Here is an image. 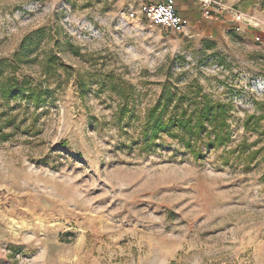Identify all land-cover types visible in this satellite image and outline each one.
<instances>
[{"label": "rangeland", "instance_id": "obj_1", "mask_svg": "<svg viewBox=\"0 0 264 264\" xmlns=\"http://www.w3.org/2000/svg\"><path fill=\"white\" fill-rule=\"evenodd\" d=\"M223 7L176 32L117 0H0L4 76L52 92L0 100V264H264V0ZM165 88L230 104L228 143L145 148Z\"/></svg>", "mask_w": 264, "mask_h": 264}, {"label": "trees", "instance_id": "obj_2", "mask_svg": "<svg viewBox=\"0 0 264 264\" xmlns=\"http://www.w3.org/2000/svg\"><path fill=\"white\" fill-rule=\"evenodd\" d=\"M6 60H0V100L4 105L18 99L31 104L35 109L47 104L51 99V91H43L41 86L31 87L29 82L23 78L19 80L16 76H4ZM14 71V69H13ZM80 86V85H79ZM82 88V86H80ZM191 99L187 94L176 96L169 88L162 90L155 105L146 109L143 118L142 134L145 148L154 146V141L165 135L177 140L184 149L193 152V145L204 143L207 150L226 145L230 139V130L227 120L230 115V104L213 102L203 95L201 101L197 96ZM129 109L119 106L114 118L122 121ZM6 111L0 113V137L2 129L12 124L14 119H5ZM2 118L4 122L1 123ZM133 118L131 115L129 117Z\"/></svg>", "mask_w": 264, "mask_h": 264}, {"label": "built area", "instance_id": "obj_3", "mask_svg": "<svg viewBox=\"0 0 264 264\" xmlns=\"http://www.w3.org/2000/svg\"><path fill=\"white\" fill-rule=\"evenodd\" d=\"M201 7V12L204 17L222 14L226 8L223 7L225 0H195ZM234 12V20L236 22H244L247 25L255 24L254 17L246 15L238 10ZM140 14L144 18L161 25L166 29L176 32H183L185 28V20L177 13L172 0H163L159 3L148 4L142 7ZM129 18H134L137 13L129 10L127 13Z\"/></svg>", "mask_w": 264, "mask_h": 264}, {"label": "crops", "instance_id": "obj_4", "mask_svg": "<svg viewBox=\"0 0 264 264\" xmlns=\"http://www.w3.org/2000/svg\"><path fill=\"white\" fill-rule=\"evenodd\" d=\"M119 2V6H125L127 10H133V8L140 9L142 6L148 2H160L163 0H117ZM176 2V4H180V6L184 9H177L180 13H178L181 18H190L193 15L195 10H201L200 5L196 2H191L189 0H172Z\"/></svg>", "mask_w": 264, "mask_h": 264}]
</instances>
